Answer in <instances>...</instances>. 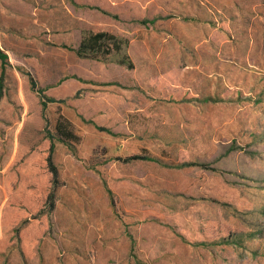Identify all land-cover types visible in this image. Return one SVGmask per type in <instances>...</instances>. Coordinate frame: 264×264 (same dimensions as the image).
Wrapping results in <instances>:
<instances>
[{"label":"rangeland","instance_id":"374dc122","mask_svg":"<svg viewBox=\"0 0 264 264\" xmlns=\"http://www.w3.org/2000/svg\"><path fill=\"white\" fill-rule=\"evenodd\" d=\"M0 50V264H264V0H0Z\"/></svg>","mask_w":264,"mask_h":264},{"label":"trees","instance_id":"16d2710c","mask_svg":"<svg viewBox=\"0 0 264 264\" xmlns=\"http://www.w3.org/2000/svg\"><path fill=\"white\" fill-rule=\"evenodd\" d=\"M127 42L125 40L117 38L115 35L108 32H86L83 33L80 39L78 46L73 50L79 58H88L93 60H100L109 57L114 51L116 54L121 53L123 48L126 47ZM0 59L5 60L4 53L0 50ZM117 64L125 66L128 69H131L132 63L129 61L127 56H122ZM30 85L34 89L35 82L29 78ZM208 101V100H207ZM57 135L65 138L66 136H72L70 130L62 129V126L59 125L57 128ZM156 161L154 158H150L144 155H133L124 159V161ZM49 169L53 175V184L57 183V171L51 163L50 157H48ZM52 195H49L47 201L50 202Z\"/></svg>","mask_w":264,"mask_h":264}]
</instances>
